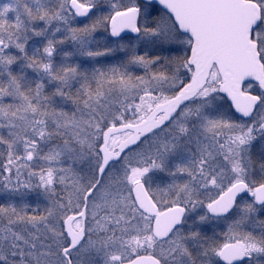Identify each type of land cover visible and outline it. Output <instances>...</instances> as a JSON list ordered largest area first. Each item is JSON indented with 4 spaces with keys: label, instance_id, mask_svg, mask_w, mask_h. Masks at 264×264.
Instances as JSON below:
<instances>
[{
    "label": "snow or ice",
    "instance_id": "1",
    "mask_svg": "<svg viewBox=\"0 0 264 264\" xmlns=\"http://www.w3.org/2000/svg\"><path fill=\"white\" fill-rule=\"evenodd\" d=\"M0 264H264V0H0Z\"/></svg>",
    "mask_w": 264,
    "mask_h": 264
}]
</instances>
